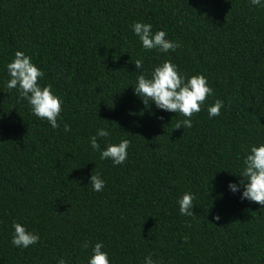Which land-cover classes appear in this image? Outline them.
Returning <instances> with one entry per match:
<instances>
[{"label": "trees", "instance_id": "obj_1", "mask_svg": "<svg viewBox=\"0 0 264 264\" xmlns=\"http://www.w3.org/2000/svg\"><path fill=\"white\" fill-rule=\"evenodd\" d=\"M137 20L181 46L145 50L130 28ZM17 50L62 98L58 128L4 86L5 63ZM137 58L146 75L167 58L187 75L207 77L213 94L190 128L176 129L184 117L133 94ZM216 98L224 106L209 117ZM102 126L112 135L98 138L101 147L130 140L122 164L90 147ZM260 142L264 7L249 0H0V264L60 257L86 264L98 241L112 264H142L149 253L160 264H264V205L227 188L241 179L234 174L245 149ZM96 171L106 181L102 191L86 186ZM185 191L195 194L192 216L179 213ZM13 220L40 241L12 245Z\"/></svg>", "mask_w": 264, "mask_h": 264}, {"label": "clouds", "instance_id": "obj_2", "mask_svg": "<svg viewBox=\"0 0 264 264\" xmlns=\"http://www.w3.org/2000/svg\"><path fill=\"white\" fill-rule=\"evenodd\" d=\"M253 6L264 7V0H249ZM130 28L138 38L145 50H156L158 53L167 54L179 48L180 42L168 38L164 29L153 31V25L142 20L134 21ZM138 73L135 83L131 86L133 94L140 98L143 104L155 106L156 109L165 112H174L177 119L175 128H190L194 113L201 111L206 98L213 94V89L207 83V77L202 73L187 75L178 69V66L170 59H162L160 63L153 66L151 72L146 75L142 69L144 61L137 58L133 61ZM7 79L4 86L15 89L20 97L27 101L30 112L40 119H46L53 128H58L60 123L58 117L62 112V98L53 90L51 84H42L43 71L33 62L31 56L22 50H17L13 58L5 63ZM128 88V87H127ZM224 101L216 98L213 103L207 105L209 117L220 115ZM162 119V117H161ZM69 128L65 125L64 131ZM112 135L111 130L106 127H98L91 135L89 144L94 150H98L101 160H111L114 165L122 164L128 156L130 140L119 138L118 142H108L101 147L99 139ZM241 178L228 181V191L233 194L239 193L241 200H248L264 205V142L253 143L248 146L243 154L239 174ZM93 191H102L106 181L99 171L92 172L88 178ZM195 194L185 191L178 197L179 213L185 216L193 215V200ZM219 221L221 216L214 217ZM11 243L18 248H28L40 241L38 232L29 230L25 223L13 220L11 224ZM83 247L88 248L89 242L84 241ZM56 264H68V261L60 257ZM86 264H112L109 252L103 241H98L91 246L90 254ZM142 264H160L159 260L153 259L151 253L144 256Z\"/></svg>", "mask_w": 264, "mask_h": 264}]
</instances>
